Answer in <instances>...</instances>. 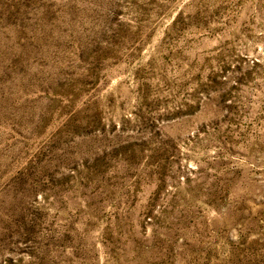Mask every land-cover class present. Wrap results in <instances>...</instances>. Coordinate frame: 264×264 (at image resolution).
I'll return each instance as SVG.
<instances>
[{
  "label": "rangeland",
  "instance_id": "1",
  "mask_svg": "<svg viewBox=\"0 0 264 264\" xmlns=\"http://www.w3.org/2000/svg\"><path fill=\"white\" fill-rule=\"evenodd\" d=\"M0 264H264V0H0Z\"/></svg>",
  "mask_w": 264,
  "mask_h": 264
}]
</instances>
